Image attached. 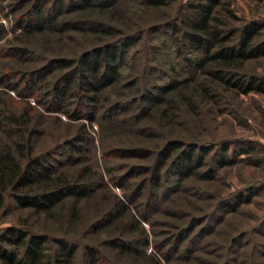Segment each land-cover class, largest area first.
I'll use <instances>...</instances> for the list:
<instances>
[{"label":"rangeland","instance_id":"rangeland-1","mask_svg":"<svg viewBox=\"0 0 264 264\" xmlns=\"http://www.w3.org/2000/svg\"><path fill=\"white\" fill-rule=\"evenodd\" d=\"M29 1L0 0V74L12 71L9 82L15 85L12 88L0 87L10 100V103L5 102V107L18 113L23 107L27 108L28 117L38 130L33 137L34 153L50 151L59 161H63L66 154L62 143L73 136L79 126H83L90 139L89 144L79 154L78 163L64 164L58 171L70 179L87 166L94 174L95 189L90 196L78 202L66 199L48 215L20 209L6 199L0 209V229L17 227L50 238H64L81 246L97 245L109 264H129L126 255L116 254L103 244L115 238L140 237L134 229L132 215L147 238V243L142 246L143 252L156 255L160 264H220L227 258H234L236 264H264V95H234L208 82L207 87L212 90L214 98L203 100L193 96L190 100L195 105L193 111H188L185 103L177 101L171 121L157 117L155 108L150 109L146 118L134 120L132 116L141 101L140 94L150 85L183 79L190 82L187 86L203 82L204 78L198 71L194 73L187 69L188 62L200 58L201 53L187 46L177 48L174 41L177 38L172 30L174 26L181 31L187 29L183 23V18L190 14L185 8L186 0H166L157 8L148 7L145 0H121L109 12L85 10L57 19L100 22L114 28L111 36L51 33L45 27L40 33L20 38L22 30L17 21L27 17L25 10ZM228 2L229 8L239 18V21L226 20L229 28L239 27L247 20L264 22V0ZM137 33L138 39L127 49L120 80L99 95L92 119L85 117L91 115L92 109L84 91L76 83L69 85L63 105L56 104L57 80L69 69H53L33 89H25L26 79L32 76L28 74L49 61H75L84 50L95 44V39L116 42ZM16 38H20L23 44L15 41ZM16 45L29 50L21 60L11 55V49ZM239 71L246 75L264 76V58L245 62ZM112 103L127 106V110L117 115L108 113L105 109ZM141 128L147 131L141 134ZM170 139L210 145L213 150L206 158V166L210 168L214 167L212 156H217L223 146H228L227 153L248 152L236 156L232 165L217 169L211 181L190 178L178 182L167 170L155 196H148L151 187L140 193L139 209L144 212L150 208L148 220L138 218L133 205L127 204L128 212L119 220L121 223L114 221L109 227L86 234L91 224L104 220L102 214L115 198L122 199V189L113 185L112 180L126 174L127 166L140 168L154 164L153 153L148 159L138 160L122 157L130 155L124 152L136 148L154 152ZM147 176L142 173L131 177L127 184H131L133 191L140 179ZM238 197L249 198V202L227 213ZM191 217L203 220L176 253L174 250L169 252L170 260L166 262L158 256L155 245L166 242L161 251L171 249L174 238L170 236L176 233L174 228H185ZM217 221L220 222L216 225ZM117 226L123 228L118 229ZM189 249L193 251L188 256ZM73 264H84L81 248L77 250Z\"/></svg>","mask_w":264,"mask_h":264},{"label":"trees","instance_id":"trees-1","mask_svg":"<svg viewBox=\"0 0 264 264\" xmlns=\"http://www.w3.org/2000/svg\"><path fill=\"white\" fill-rule=\"evenodd\" d=\"M119 1L121 0H31L25 10L28 12L27 17L17 21L22 30V35L19 37L40 33L45 27L51 33L71 32L111 36L114 28L100 22L69 19L58 21L57 19L66 14L85 10L109 12ZM165 1L145 0V4L148 7L157 8L164 5ZM185 8L190 12L183 18L187 29L181 31L174 26L172 30L177 37L174 41L177 48L187 46L190 50L201 53L200 58L188 62L187 69L194 73L198 71L204 78L203 82L187 86L190 82L183 79L164 85L148 86L140 96L138 95L141 101L136 112L132 114L134 120L148 117L150 109L155 108L154 114L157 117L171 121L177 101L185 103L188 111H193L195 105L190 101L193 96L203 100L214 98L212 90L207 87L208 82L215 83L234 95L250 93L264 95V76L246 75L239 71L245 62L264 58V22L247 20L239 27L229 28L226 20L239 21V18L229 8L228 0H186ZM137 36L138 33L134 36H124L116 42L95 39V44L84 50L75 61L54 59L40 69L29 73L28 75L32 76L26 79L27 85L24 88L33 89L53 69H69L57 80L58 88L56 87L54 93L56 104L63 105V98L68 92L69 85L76 83L84 91V97L89 102V108L92 109L91 115H85V117L92 119L99 95L109 87H114L120 80V69L124 65L127 49L133 41L138 39ZM20 38L18 40L16 38L15 41L23 44ZM11 50V55L18 60L29 53L25 46L16 45ZM11 73L12 71L6 75L0 74V87H15L9 82L12 78ZM6 101L10 103L9 97L0 90V209L4 206L6 199H9L20 209H29L37 214L48 215L66 199H71L75 203L90 196L95 189L93 188L94 174L89 172L87 166H83L70 179L63 172L58 171L64 164L79 162L78 157H81L79 154L84 152L90 141L83 126H79L78 131L62 143L61 146L66 152L63 161L53 158L50 151L36 154L33 150V137L38 134V130L28 117L27 108L23 107L18 113L5 107ZM142 103L144 105H141ZM105 110L117 115L125 112L127 106L112 103ZM146 131V128L140 129L141 134ZM212 150L210 145L170 139L154 152L143 148L124 152L130 155L122 157L138 160L148 159L153 153L154 164L140 168L124 165V168L127 166L126 174L116 178V181L112 180L113 185L122 189V199L115 198L110 208L102 214L105 216L104 220L91 224L86 234L109 227L114 221L116 224L121 223L119 220L128 212L127 204L133 205L138 218L148 220L147 212L150 208L145 206L147 209L144 207L146 209L144 212H140L139 209L141 203L137 201L140 193L144 188L151 187L148 196H155L162 176L167 170L178 182L190 178L211 181L215 178L217 169L232 165L236 156L248 152L239 150L227 153L228 146H223L217 156H212L214 167L210 168L206 166V158ZM204 166L206 169L200 171ZM142 173L148 176L141 178L135 190L132 191L131 184H127V181ZM223 202L226 203L227 199ZM247 202L249 198H236L234 205L227 213L234 212L238 205ZM219 204L218 207L221 209L223 203ZM131 217L134 229L138 235H141V239L137 235L130 236L129 239L115 238L105 241L103 245L116 254L126 255L129 258V264H160L156 255L143 252L142 246L147 243L145 232L140 228L137 219H134L132 215ZM202 220L203 218L191 217L185 228L175 227V234L168 232L167 234H171L170 237L174 238L173 247L162 252L161 249L166 242L156 244L158 256L160 255L168 262L169 252L174 250L173 253H176ZM219 222L217 221L216 225ZM117 228L119 229L120 226ZM80 246L64 238H50L45 234L33 233L17 227H5L0 229V264H73L79 248H81L84 264H109L101 255L97 245ZM192 251V249L187 250V255H191ZM235 262L234 258H227L220 264H236Z\"/></svg>","mask_w":264,"mask_h":264}]
</instances>
